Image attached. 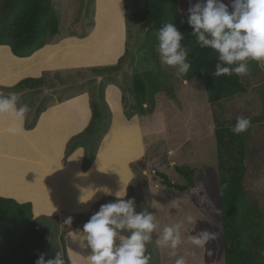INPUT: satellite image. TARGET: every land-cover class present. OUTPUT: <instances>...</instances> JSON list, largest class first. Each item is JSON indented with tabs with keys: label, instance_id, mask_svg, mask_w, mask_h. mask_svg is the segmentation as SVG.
Listing matches in <instances>:
<instances>
[{
	"label": "rangeland",
	"instance_id": "obj_1",
	"mask_svg": "<svg viewBox=\"0 0 264 264\" xmlns=\"http://www.w3.org/2000/svg\"><path fill=\"white\" fill-rule=\"evenodd\" d=\"M136 1L51 0L58 15L60 32L85 35L94 27L87 40H66V46L69 48L67 65L114 61L119 54L120 57L115 64L80 67L82 71L73 70L70 76L72 79L70 88H61L60 81L51 80L54 89L52 94L44 92L45 77L35 79L37 89L17 96V106L29 107L30 111L26 114L25 120L27 119V124L31 125V122H34L35 111L43 108L50 96L57 97L69 94L68 92L86 91L91 98V118L94 112L99 116L92 118L89 124L91 128L88 130L86 128L85 133L78 136L83 139L82 142L86 146L84 167L92 161L97 145L102 142L96 159V164L101 163L102 170L94 165L91 171L93 174L87 183L94 180L97 183L94 189L102 187L101 185L112 189L114 172L119 173L123 181H127L130 171L133 172L125 199L135 197L136 211L147 209L153 213L158 225L157 230L152 233V240L146 243L147 253L151 255L149 264H175L179 257H184L186 264H225L224 235L220 217L210 210L204 211V207L208 205H212L214 209L220 208V183L226 175V171L220 165L222 149L218 147L216 141L215 127L217 122L229 123L236 120L237 116L251 119V126L246 136L248 150L245 164L248 177L245 183L249 201L255 200L263 213L260 234L264 238V68L256 61V64L249 62V73L245 77L251 83L250 89L246 93L223 99L217 104H210L202 79H185L184 74L178 73L175 67L161 64L157 31L151 23L135 24L130 18ZM2 2L3 0H0V8ZM101 39L104 40L99 42ZM147 71L153 74L160 89L154 93L153 107L151 108L147 102L143 104L144 112L135 114L140 122L137 124L136 118L131 121L126 120L125 117L127 119L128 117L125 113L137 109L134 106L136 104L133 93L134 76ZM2 74L0 73L2 83L0 88H8L5 86V76L1 77ZM146 81L145 101L151 82L147 78ZM68 89L71 91H67ZM22 90L27 89L14 91ZM73 103L81 105L82 101L78 98ZM75 105L74 108H77ZM127 124L129 130L125 131ZM117 134L118 137L111 140ZM14 135L17 136L15 133ZM28 135V139L40 140L37 132ZM77 143L76 138L72 137L66 149L67 153L73 150ZM130 143L140 149L138 151L140 155L124 156V146ZM106 144L107 146L103 147ZM20 146L28 149L24 143ZM133 156L135 157L129 162ZM222 158H225V154ZM1 162L4 165H1ZM18 162L2 155L0 171L13 177L14 180L23 178L32 188L30 181L32 173L27 174L29 168ZM228 162L230 165L229 159ZM24 163L27 164V161ZM127 165L129 168L125 173L122 169ZM178 167L193 170L194 173L190 176L192 183L186 175L178 172ZM99 171H103L104 174H100ZM158 172L164 173L170 182L186 184L193 190L188 194L162 184ZM71 176L76 179L74 169L71 171ZM1 177L0 194L4 189L7 190L5 194L11 195L7 181L2 180ZM101 192H97L96 195ZM36 199L43 200L42 197L37 196ZM114 200L115 198L109 199V202ZM39 202L42 203L34 206L35 213L53 212L51 203L46 206L43 201ZM56 213L59 214L57 223L53 217L39 215L35 218L37 228H42L44 225L47 227L45 260L54 258L56 252L62 253L63 249L64 240L62 238L61 242L57 234L60 232L58 226H64L63 221L67 214L64 210L62 214L59 210ZM93 214L84 217L75 216L74 220L84 225ZM188 217L192 218L191 222L188 221ZM175 224L182 225L181 243L176 249L170 246H158L156 240L162 235L163 229ZM203 229H208L217 235L206 246L198 247L192 244L190 237ZM123 233L128 235L127 232ZM61 235L62 231L59 236ZM62 256L66 261L65 255Z\"/></svg>",
	"mask_w": 264,
	"mask_h": 264
},
{
	"label": "trees",
	"instance_id": "obj_2",
	"mask_svg": "<svg viewBox=\"0 0 264 264\" xmlns=\"http://www.w3.org/2000/svg\"><path fill=\"white\" fill-rule=\"evenodd\" d=\"M201 0H191V3ZM230 4V0H224ZM203 3V2H202ZM189 0H137L131 11V20L135 24L151 23L158 30L165 23H174L183 33L182 45L190 49L188 60L191 64L185 79H202L212 105L250 89V81L245 76H213L217 63V53L209 48H201L186 23ZM231 10V9H230ZM185 23L181 24V20ZM59 32L58 15L51 0H3L0 8V45L9 46L13 55L28 57L48 43ZM256 64L255 61H249ZM248 62V63H249ZM149 93L145 101L147 81ZM37 84L32 78L23 79L8 90H20ZM26 86V87H25ZM33 86V85H30ZM160 89L153 74L147 71L137 73L133 79V93L137 109L125 113L128 118L143 113V104L154 105V93ZM150 108V109H151ZM40 111H37V114ZM94 112L92 118L98 117ZM229 123L217 122L215 137L222 149L221 163L226 175L220 183L221 203L219 209L212 205L204 207L205 212L212 211L219 215L223 230V251L225 264H264V238L261 236L262 215L255 200L249 201L246 189L247 166V131L234 134ZM91 128V125L87 127ZM74 136V138H77ZM225 154V158H222ZM230 160V165L228 162ZM228 162V167H227ZM192 183L194 173L187 167H178ZM161 182L175 190L190 194L193 190L188 185L172 183L164 173L158 172ZM227 185V187H225ZM204 194V193H202ZM55 223L58 220L53 217ZM37 221L32 212L31 202H17L14 198L0 196V264H34L40 252L46 253L45 233L47 227H36ZM61 242L62 237L60 236ZM64 244L62 242V248ZM65 255V253H64ZM46 258V257H45Z\"/></svg>",
	"mask_w": 264,
	"mask_h": 264
},
{
	"label": "crops",
	"instance_id": "obj_3",
	"mask_svg": "<svg viewBox=\"0 0 264 264\" xmlns=\"http://www.w3.org/2000/svg\"><path fill=\"white\" fill-rule=\"evenodd\" d=\"M93 30L94 27L87 34L81 35L76 33L64 34L60 32L59 28V32L57 33V35H55L48 43L43 45V47L36 50L32 55L28 57H17L12 54L9 46L0 45V49L3 52L7 51L11 55L8 59L9 61L7 60V58H0V73H3L1 77L5 76L4 81L9 82H5V86H14L17 82L26 78L38 79L40 77H45L43 86V88L45 89L44 92L45 94H52V92L54 91V89H52L53 80L60 81L59 86H61V88H70L72 82L70 76L72 75L73 70L82 71L80 67H100L101 64H115L116 62H118L120 54L116 57L114 61L110 60L101 62H89L78 66H73L71 65L72 63L70 65H67V53L69 52V48H64V46H66L67 44L66 40H87ZM102 40L104 39H101L99 42H101ZM43 52L45 53L43 54ZM10 59L12 62L13 60H16L11 63ZM16 61L19 64L22 63V66L18 65ZM23 62H26V64H24ZM28 62L30 64H28ZM14 63L16 66L19 67V69L16 66H12ZM0 84L2 83L0 82ZM5 88L7 89V87ZM5 88H0V96H9L11 94H15L16 96H22L24 93L30 90L37 89L36 85L34 84H29V87L23 88L27 90H22L21 92H15L14 90L8 89L5 90ZM38 89L40 88L38 87ZM67 91H71V89H68ZM68 93L69 94H62L57 97L50 96L49 100H47V104H45L43 108H38L35 111L33 117L34 122L32 121L31 125L27 124V119L24 120L23 124L21 125L19 124V122L14 121V119L7 114L0 115V156L4 155L7 156L8 159L9 157H11L12 159H14V161H19L18 163L23 164L26 166L27 169H30H28L27 174L29 172L32 173V177L36 175L34 178L36 179V181H38L34 184L37 189L32 193L36 194L37 192H40L43 200L36 199V196H19L18 198H15L12 195L5 194L7 190L4 189L1 190L0 196L14 198L17 202L20 203L31 202L32 212L35 218L39 215H43L46 217H55L57 220H59V214H57L56 211L59 210V213L62 214V211L64 210V213L66 212L67 214V217L64 218V221L68 217H72V223L74 222V225H72L71 223L67 226V224L63 221L64 226H58L59 231H62L63 235V237L61 235L64 240L62 254L64 255L65 253V259L67 261L66 264H89L88 255L90 254L91 250L87 247L81 248L79 241L74 242L73 240L74 233L78 229L83 228V223L75 222L74 217H84L88 214L95 213L99 210L101 205L108 203L109 199H116L115 193L119 191L121 187V189H123L128 185L129 181L133 178V172L130 171V176L127 181L121 180V178L119 177V173L114 172L112 174L114 186L111 190L113 195L107 196L103 192H101L100 194L95 195L88 202H80V195L83 194V197H88L91 194V189H94V187L97 185L94 180L89 181L88 183L87 180L91 178L93 174L91 173V171L93 169V166L96 164V159L99 150L101 149L100 146L102 142L101 144L99 143L97 145V148L94 154L92 155V161L89 164H86L85 167L83 163L85 160L86 146L82 142L83 139L81 137L76 138L78 143L73 148V150L67 153L66 149L68 143L72 140V137L77 135L82 136V134L85 133V129L92 122L91 98L88 93H86V91ZM78 98L82 101L81 105H75L73 103L74 100ZM74 105L77 108H74ZM37 111L40 112L37 114ZM133 118L137 119L138 124L139 118L136 115L128 119L125 117V119L128 121H131ZM13 126H16L18 129L15 132L17 136H15L14 133L9 132V129ZM128 126L129 125L127 124V127L125 128L127 130L124 129L125 131L129 130ZM36 132L40 140H35L33 138L28 139V133L35 134ZM117 137L118 134L111 140H114ZM23 143L28 146V149L23 146H20ZM107 144L103 147L107 146ZM131 147L132 145L130 146V149ZM28 154H31L33 156ZM137 155L140 154L137 153L135 156ZM135 156L130 158L129 162ZM25 161H27V164H31L27 165L24 163ZM1 165H4V163L1 162ZM25 166H23V168H25ZM127 168H129L128 165L125 167V169H122V171L124 170L125 172ZM73 169L76 172V179H73L71 176V171ZM99 173L104 174L103 171H100ZM0 176H2V180L7 181L8 188H10L14 181L13 177H10L9 175H6L4 172L1 171ZM1 182L2 181H0V184ZM101 186L104 187L103 185ZM128 188L129 185L127 186V191ZM57 192H63V196L62 194H58ZM26 194L29 193H27L26 191ZM39 201H43L44 204L46 203V206H49L51 203L53 212L41 211L40 213H35L34 206L36 202ZM90 217L91 216H89L87 220H89ZM60 232L59 234H57L58 239L60 238ZM121 235L127 234L121 232ZM84 243L85 245L87 244L86 241Z\"/></svg>",
	"mask_w": 264,
	"mask_h": 264
},
{
	"label": "clouds",
	"instance_id": "obj_4",
	"mask_svg": "<svg viewBox=\"0 0 264 264\" xmlns=\"http://www.w3.org/2000/svg\"><path fill=\"white\" fill-rule=\"evenodd\" d=\"M187 12L186 23L199 46L217 53L213 76L248 75L249 61H256L264 68V0H230V4L224 3V0H203V3L194 5L189 0ZM183 23L185 21L182 19ZM157 39L161 64L175 67L178 73L186 74L191 67L188 60L190 49L181 43L183 33L174 23H165L158 30ZM17 102L15 94L0 96V115L7 114L22 125L30 109L27 105L18 107ZM250 126L249 117L237 116L231 131L239 135ZM17 130L13 126L9 132L15 133ZM127 186L120 188L115 193L114 201L101 205L83 228L74 233V242L79 241L81 248L91 250L89 264H149L151 255L147 253L146 243L152 240V233L158 225L153 213L147 209L136 211L135 197L125 199ZM101 191L107 196L113 195L108 187H100L91 189L88 197L82 194L79 200L81 203L88 202ZM188 221L191 222L192 218L188 217ZM64 222L71 224L72 217ZM181 227V224L165 227L156 244L176 249L181 243ZM122 231L128 235H121ZM216 235L203 229L190 239L192 244L204 247ZM46 255L40 252L34 264H66L59 251L54 258L45 260ZM175 264H186V261L184 257H179Z\"/></svg>",
	"mask_w": 264,
	"mask_h": 264
},
{
	"label": "bare ground",
	"instance_id": "obj_5",
	"mask_svg": "<svg viewBox=\"0 0 264 264\" xmlns=\"http://www.w3.org/2000/svg\"><path fill=\"white\" fill-rule=\"evenodd\" d=\"M65 48V47H64ZM66 48L68 49V47L66 46ZM44 49V48H43ZM40 53V52H39ZM45 52H43V54H44ZM47 53V52H46ZM11 55L6 51V52H3L1 49H0V58H4V59H6L7 58V60L9 59V57H10ZM13 58V57H12ZM11 58V59H12ZM11 59H10V62L11 63H13L15 60H13V62L11 61ZM47 59V58H46ZM35 60V59H34ZM9 61V60H8ZM31 61H33V60H31ZM9 62V63H10ZM16 63H18L17 61H16ZM24 63V62H23ZM7 64V63H6ZM22 64V63H21ZM21 64H19L18 63V65H21ZM24 64H26V62L24 63ZM28 64H30L29 62H28ZM8 65V64H7ZM10 66H11V64H10ZM12 66H16L15 65V63L12 65ZM22 66V65H21ZM25 66V65H24ZM16 67H18V66H16ZM18 69H19V67H18ZM132 145V147H131V149H130V146ZM124 150H125V155L124 156H131V155H133V154H137L138 153V151L140 150L139 148H137L133 143H130L129 145H125L124 146ZM124 152V151H123ZM48 154V153H47ZM46 156V155H45ZM49 156V155H48ZM47 156V157H48ZM46 158V157H45ZM47 160V159H46ZM95 167L97 168V169H100V170H102L101 169V163H98V164H95ZM97 171V170H96ZM38 172H39V170H38ZM100 172V171H99ZM36 175H34V177H35ZM34 177H31V180L33 181H31V185H32V188L31 187H29L28 186V183L27 182H25L24 181V179L22 178V179H19V180H14L13 181V183H12V186L9 188V192L11 193V195L12 196H14L15 198H18V197H16V195H18V196H23V195H26V196H37V197H41V193L40 192H37L36 194H34V193H32L33 191H35L37 188H36V186H35V184L34 183H37V181H36V179L34 178ZM35 181H34V180ZM82 187V186H81ZM83 188V187H82ZM81 190V189H80ZM79 190V191H80ZM26 191H27V193H29V194H26ZM70 191H73V190H70ZM77 191V190H76ZM85 191V190H84ZM50 193V192H49ZM66 193V192H65ZM74 193H75V191H74ZM59 194H62V196H63V192L62 193H59ZM43 195V194H42ZM70 195V194H69ZM79 195V194H78ZM67 196V195H66ZM81 196V195H80ZM84 196V195H83ZM76 197V196H75ZM67 198V197H66ZM61 199V198H60ZM62 200V199H61ZM64 200V199H63ZM66 200V199H65ZM40 203H42V202H36V204H40Z\"/></svg>",
	"mask_w": 264,
	"mask_h": 264
}]
</instances>
